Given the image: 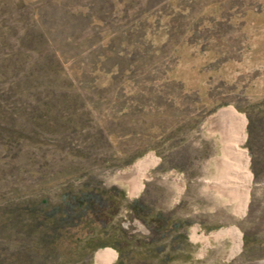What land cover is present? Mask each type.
<instances>
[{
  "label": "rangeland",
  "instance_id": "rangeland-1",
  "mask_svg": "<svg viewBox=\"0 0 264 264\" xmlns=\"http://www.w3.org/2000/svg\"><path fill=\"white\" fill-rule=\"evenodd\" d=\"M224 109L246 120L244 213L217 190L237 162ZM149 155L158 164L131 195ZM112 186L133 244L157 224V254L124 264L264 262V0H0V252L27 253L19 206ZM136 199L156 223L128 208ZM223 229L239 232L232 256L234 236L210 237Z\"/></svg>",
  "mask_w": 264,
  "mask_h": 264
},
{
  "label": "trees",
  "instance_id": "trees-1",
  "mask_svg": "<svg viewBox=\"0 0 264 264\" xmlns=\"http://www.w3.org/2000/svg\"><path fill=\"white\" fill-rule=\"evenodd\" d=\"M125 201L126 193L116 186L80 189L73 196L65 193L55 205L45 198L35 197L26 206L22 205L25 208L19 206L31 218L27 253L9 255L0 252V264H82L86 257L106 247L118 252L117 264H124L129 253L157 254V247H151L157 244V224L149 241L133 244L128 239L129 232L117 221ZM127 206L137 212V218L146 221L149 214L153 218L150 222H157V215L142 206L139 200H133ZM142 210H146V217L140 216ZM165 222L170 224V219Z\"/></svg>",
  "mask_w": 264,
  "mask_h": 264
},
{
  "label": "bare ground",
  "instance_id": "bare-ground-1",
  "mask_svg": "<svg viewBox=\"0 0 264 264\" xmlns=\"http://www.w3.org/2000/svg\"><path fill=\"white\" fill-rule=\"evenodd\" d=\"M220 114H221V117H223L226 121L228 120L230 122V124L232 126L231 128H233V130H232L233 135L232 136H234V138H235V139L233 138L235 140L234 142L233 141L230 142V144L228 146V150L226 151V153L227 152L233 153L235 156H237V162L235 163V165L232 168L230 167L231 170L226 168V167L223 168L228 172L226 176L229 179V181H228V183H227L226 179H225V181L228 184V186L234 185L233 187L237 186V188L236 187L230 188L228 190L225 188L226 190H224V187L226 185V183H225V184H222L223 186H221V188H220V186H217V190H218V193L220 192L222 196H225L226 193L231 194V192H234V194H232L231 197H234V196H235V198L238 197L237 199L239 200V202L236 204V209L238 208L241 211V213H244L246 211V208H247V205L249 202V194L247 192V189H248L249 183H250V174L247 171V160H248L247 153L245 150H241L238 145H239L240 141L244 140L246 120L242 115H239L233 109H224L220 112ZM217 124L219 126V123H217ZM219 131L222 132V133L220 132L222 134V136H225L224 135L226 133L225 130L222 131V129H221ZM222 141L224 142V140H222ZM225 141H226V139H225ZM156 163H157V161L154 160L151 155H149L147 158H144L143 160H141L136 165L137 169L140 170V172L138 171V174H137L138 177H137V179H134V178L129 179L130 193L132 195L136 194L143 187V181L142 180L149 177L148 176V170L150 169V167L154 166ZM232 173H234V176H230ZM230 180H232V181H230ZM183 187H184V184L182 183L180 191L183 189ZM225 197H227V196H225ZM198 230H199L198 227H194L192 229V238L195 241L201 240L204 242H206V241L208 242L207 239H209V237L202 238L199 235ZM223 235H231V236H234V239H236V245L234 246L231 253L229 254L232 256L237 251L239 243H240L239 232L234 230V229H223L219 232L213 233L210 237L218 239L219 237H221ZM115 259H116V253L111 251V250L100 251L96 257L98 264H113ZM255 264H264V262L263 263H255Z\"/></svg>",
  "mask_w": 264,
  "mask_h": 264
},
{
  "label": "crops",
  "instance_id": "crops-1",
  "mask_svg": "<svg viewBox=\"0 0 264 264\" xmlns=\"http://www.w3.org/2000/svg\"><path fill=\"white\" fill-rule=\"evenodd\" d=\"M159 162V161H158ZM158 164V163H157ZM152 168V167H151ZM150 168V169H151ZM150 169H149V171H150ZM136 175V174H135ZM128 186H129V193H130V183H129V180H128ZM131 194V193H130ZM132 195V194H131ZM134 195V194H133ZM105 249H109V250H113L114 252H116V254H117V256H118V252L115 250V249H113V248H110V247H106ZM105 249H102V250H105ZM100 252V251H99ZM98 252V253H99ZM96 257H97V255H96ZM96 262H97V260H96ZM97 264H98V262H97Z\"/></svg>",
  "mask_w": 264,
  "mask_h": 264
}]
</instances>
